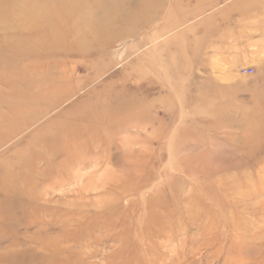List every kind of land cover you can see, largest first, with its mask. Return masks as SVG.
I'll use <instances>...</instances> for the list:
<instances>
[{
    "label": "rangeland",
    "instance_id": "1",
    "mask_svg": "<svg viewBox=\"0 0 264 264\" xmlns=\"http://www.w3.org/2000/svg\"><path fill=\"white\" fill-rule=\"evenodd\" d=\"M96 14L0 48V264H264V0Z\"/></svg>",
    "mask_w": 264,
    "mask_h": 264
},
{
    "label": "bare ground",
    "instance_id": "2",
    "mask_svg": "<svg viewBox=\"0 0 264 264\" xmlns=\"http://www.w3.org/2000/svg\"><path fill=\"white\" fill-rule=\"evenodd\" d=\"M21 1L23 4L22 8H20L21 6L19 4H17L19 1H16V0H12L9 4H4L3 6H0V48H2V50L3 49L4 50L5 49H9V50L12 49L13 50L15 48L17 51V53L15 52L16 54H19L20 56H26V57H28L30 55H34V54L39 55L38 53L40 51H43V50L47 51L48 54H56L57 52H59L61 50L59 47L64 46L63 43H65V41L63 39H61L59 36H57L55 29L57 28L58 24L63 23L64 17H65V16H63V14L65 15L67 12H70L73 15H76L77 13H82L84 15H89V14L91 15L92 14L95 16V15H98L96 13H101V12L105 11L106 2H107V0H81L80 2L75 1L74 3L69 2V1L62 3L60 0H53V1H50L47 3H43L40 1L37 2L36 0H21ZM85 1L91 3L93 7H89L88 10L85 9L84 8V2ZM35 4L40 5V13L41 14L38 16L35 15V13H30V11H29V7L32 5H35ZM50 4H52V5H50ZM79 4H80V6H79ZM17 7L19 10H17ZM57 15H59L61 17L58 18ZM115 16L116 15L111 16L110 14H105L102 17L105 21L104 24H107V26L112 25L115 22L114 21L115 19H113ZM15 18L23 19L22 21L18 22L19 23L18 25H20V26H18L16 28L14 26ZM45 18H48V19L46 20ZM102 23L103 22H101V21L97 22V27L103 25ZM103 27H104V25H103ZM15 49H14V51H15ZM18 52H20V53H18ZM46 81H48V80H46ZM8 85H10V84H8ZM48 85H49V83H48ZM10 86H12V85H10ZM26 87H27V85H26ZM46 87H48V86H46ZM15 89H16V87H15ZM24 90H27V89H24ZM38 92H36V93H38ZM26 97H28V96L26 95L25 98ZM37 98H35V99H37ZM35 99H33V100H35ZM36 116H38V115H36ZM218 122L219 121H213L212 123H210L208 125V127L209 128H212V127L217 128L219 126ZM249 124L251 125V128L254 129L253 132L255 135H258V133H260L261 131H264L263 120H262V117L260 115H257V117H253L252 119H250Z\"/></svg>",
    "mask_w": 264,
    "mask_h": 264
},
{
    "label": "built area",
    "instance_id": "3",
    "mask_svg": "<svg viewBox=\"0 0 264 264\" xmlns=\"http://www.w3.org/2000/svg\"><path fill=\"white\" fill-rule=\"evenodd\" d=\"M241 72H242V74H247L248 73L247 70H242Z\"/></svg>",
    "mask_w": 264,
    "mask_h": 264
}]
</instances>
